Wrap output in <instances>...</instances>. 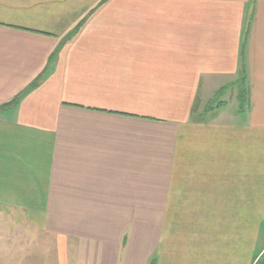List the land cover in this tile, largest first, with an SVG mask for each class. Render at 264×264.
I'll list each match as a JSON object with an SVG mask.
<instances>
[{
    "label": "crops",
    "instance_id": "0c3cea01",
    "mask_svg": "<svg viewBox=\"0 0 264 264\" xmlns=\"http://www.w3.org/2000/svg\"><path fill=\"white\" fill-rule=\"evenodd\" d=\"M0 214L5 264H264V0H0Z\"/></svg>",
    "mask_w": 264,
    "mask_h": 264
},
{
    "label": "rangeland",
    "instance_id": "374dc122",
    "mask_svg": "<svg viewBox=\"0 0 264 264\" xmlns=\"http://www.w3.org/2000/svg\"><path fill=\"white\" fill-rule=\"evenodd\" d=\"M216 101L217 99L214 98L213 101L208 104L207 108L215 106ZM18 221L19 220L15 219L12 214H0V264H5L4 260L8 256L13 255L19 257L22 253L23 240H21V234L23 230L15 225V222ZM37 247V245H34V249Z\"/></svg>",
    "mask_w": 264,
    "mask_h": 264
}]
</instances>
